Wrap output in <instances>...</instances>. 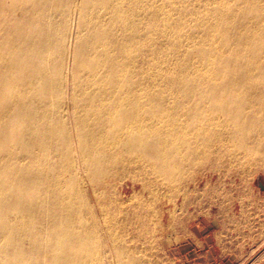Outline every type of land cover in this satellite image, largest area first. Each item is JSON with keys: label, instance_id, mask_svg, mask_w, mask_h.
I'll return each instance as SVG.
<instances>
[{"label": "bare ground", "instance_id": "obj_1", "mask_svg": "<svg viewBox=\"0 0 264 264\" xmlns=\"http://www.w3.org/2000/svg\"><path fill=\"white\" fill-rule=\"evenodd\" d=\"M224 156L264 167V0H0V264H144L116 183Z\"/></svg>", "mask_w": 264, "mask_h": 264}, {"label": "rangeland", "instance_id": "obj_2", "mask_svg": "<svg viewBox=\"0 0 264 264\" xmlns=\"http://www.w3.org/2000/svg\"><path fill=\"white\" fill-rule=\"evenodd\" d=\"M226 158L227 156H224L217 163L215 159H212L211 163L186 176V182L182 184L186 186L180 187L182 189L178 188L175 191L173 188L164 186V188L158 186L152 189L155 191L157 201H153L148 208H145V203L148 201L150 203V193L153 191L150 188L143 190V183L137 180V177L135 180L127 177L116 183L112 193L119 202H124L126 211L130 210L129 215L137 206L134 202L143 205L138 206V213L147 215L149 212L152 215L151 229L145 233L144 237H138L140 233L137 230V224L130 226L131 230L128 228L130 231L127 230L125 233L128 246L131 248L134 245L138 246L134 248L137 247L136 250L139 253L137 256L140 260L143 259L144 264H181L172 256V244L178 236L186 232L188 225L198 218L212 219L228 225L242 222L264 224V191L259 186L260 183L264 185V167L253 165L247 172H242ZM86 189L88 192L91 191V203L94 204L96 197L88 184ZM133 196L136 199L132 198ZM185 197L186 201H183ZM125 200L130 201L127 203ZM130 203L134 205L130 206ZM96 218L103 222L99 214ZM122 220L123 217L120 216L118 222ZM259 234L263 239L264 232ZM129 239L131 240L127 241ZM263 243L264 240L259 246ZM145 247L149 248L148 251ZM249 256L248 260L241 264H264V247L253 248Z\"/></svg>", "mask_w": 264, "mask_h": 264}, {"label": "crops", "instance_id": "obj_3", "mask_svg": "<svg viewBox=\"0 0 264 264\" xmlns=\"http://www.w3.org/2000/svg\"><path fill=\"white\" fill-rule=\"evenodd\" d=\"M264 224H225L198 218L172 244V256L181 264H241L253 248L264 247Z\"/></svg>", "mask_w": 264, "mask_h": 264}, {"label": "water", "instance_id": "obj_4", "mask_svg": "<svg viewBox=\"0 0 264 264\" xmlns=\"http://www.w3.org/2000/svg\"><path fill=\"white\" fill-rule=\"evenodd\" d=\"M259 186L264 191V185L262 183H260Z\"/></svg>", "mask_w": 264, "mask_h": 264}]
</instances>
